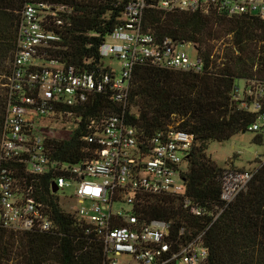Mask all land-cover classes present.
Returning <instances> with one entry per match:
<instances>
[{
	"label": "built area",
	"instance_id": "built-area-1",
	"mask_svg": "<svg viewBox=\"0 0 264 264\" xmlns=\"http://www.w3.org/2000/svg\"><path fill=\"white\" fill-rule=\"evenodd\" d=\"M148 9L216 12L264 21V0H161L153 4L136 0L125 8L121 24L102 45L103 70L97 75L42 57L45 49L60 41L53 30L64 25V15H70L72 9L45 2L25 6L11 75L4 84L7 104L0 142V227L15 234L57 230L47 206L37 201L36 190L28 182L49 175L51 194L57 195L62 209L64 201L58 193L75 187V203L69 213L103 244L105 264H209L208 232L249 190L262 165L250 171L226 169L221 178V204L209 211L186 197L183 175L194 139L176 127L146 139L124 115L91 118L87 124L91 133L84 141L98 145L99 151L96 158L78 165L55 159L47 144L56 139L49 122L59 123L67 133V138L58 140L70 139L82 123L79 108L96 95H109L126 110L138 66L196 75L208 71L194 44L160 43L145 31ZM190 49L196 58L189 56ZM108 59L112 64H105ZM115 61L119 68L114 67ZM244 84V90H236L240 108L258 116L249 132L264 137V85L257 81ZM53 184L58 187L56 194ZM161 197L182 199L183 211L206 227L199 230L188 223L179 226L174 220L155 219L148 210L152 199Z\"/></svg>",
	"mask_w": 264,
	"mask_h": 264
},
{
	"label": "trees",
	"instance_id": "trees-1",
	"mask_svg": "<svg viewBox=\"0 0 264 264\" xmlns=\"http://www.w3.org/2000/svg\"><path fill=\"white\" fill-rule=\"evenodd\" d=\"M135 1L0 0V79L11 75L25 6L45 2L72 9L70 15H64V25L53 30L60 41L45 49L42 57L80 73L98 75L103 70L100 49L121 24L125 8ZM160 1L148 0L149 4ZM145 31L160 43L170 40L194 44L208 71L196 75L138 66L126 110L109 95H96L79 108L82 123L70 139H50L48 148L55 159L71 165L96 158L98 145L84 141L91 133L87 128L91 118L124 115L146 139L176 127L194 139L183 175L186 197L211 211L221 204V178L226 170L208 156L211 143L228 142L249 132L258 117L240 108L236 90L239 81L264 85V21L254 16L229 18L216 12L148 9ZM228 37L231 45L225 40ZM6 104L7 93L0 97V142ZM255 143L263 144V136H257ZM28 182L36 190L37 201L47 206L57 230L15 234L0 227V264H105L103 244L89 235L72 213L60 207L57 195L51 194V177L29 178ZM151 205L148 211L157 220H174L179 226L188 223L199 230L207 225L189 217L180 198H154ZM206 243L209 264H264V165L256 172L249 190L210 229Z\"/></svg>",
	"mask_w": 264,
	"mask_h": 264
},
{
	"label": "rangeland",
	"instance_id": "rangeland-1",
	"mask_svg": "<svg viewBox=\"0 0 264 264\" xmlns=\"http://www.w3.org/2000/svg\"><path fill=\"white\" fill-rule=\"evenodd\" d=\"M226 42L231 45V38L228 37L225 39ZM223 41L218 44L219 48L222 45ZM228 45V44H227ZM226 45L221 48H225ZM188 54L191 58H196V52H193L192 49L188 50ZM223 54V53H221ZM115 63L114 67L119 68L118 61ZM105 64H112L111 60H105ZM0 79V97L6 94V90L4 88L5 79L4 76ZM244 82H237V87L241 90H244ZM52 128L55 129L54 137L56 139H64L67 138V133L61 128L60 124H52L49 122ZM49 125V126H50ZM48 133L49 129H45ZM257 135L251 132L242 133L233 137L230 141L224 143H211L209 150L207 152L208 156L212 158L220 167L225 169H243V170H253L260 165H264V163L258 162L256 160L261 159L264 161V143L257 144L255 143ZM264 141V137H263ZM182 167H185L184 165ZM74 191L75 187L72 186L70 189H66L64 191H60L58 196L62 197L64 203L63 210L67 213L71 212V206L74 205ZM74 202V203H72ZM71 203V204H70ZM69 204V205H68Z\"/></svg>",
	"mask_w": 264,
	"mask_h": 264
},
{
	"label": "water",
	"instance_id": "water-1",
	"mask_svg": "<svg viewBox=\"0 0 264 264\" xmlns=\"http://www.w3.org/2000/svg\"><path fill=\"white\" fill-rule=\"evenodd\" d=\"M52 192L54 194L58 193V187L55 184H53V186H52Z\"/></svg>",
	"mask_w": 264,
	"mask_h": 264
}]
</instances>
